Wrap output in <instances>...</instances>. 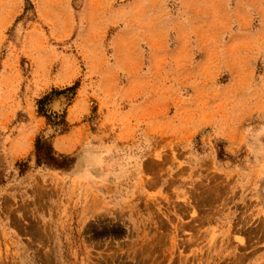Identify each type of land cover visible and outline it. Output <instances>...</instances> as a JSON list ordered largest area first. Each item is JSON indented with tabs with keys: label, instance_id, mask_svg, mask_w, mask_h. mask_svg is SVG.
Returning <instances> with one entry per match:
<instances>
[{
	"label": "rangeland",
	"instance_id": "obj_1",
	"mask_svg": "<svg viewBox=\"0 0 264 264\" xmlns=\"http://www.w3.org/2000/svg\"><path fill=\"white\" fill-rule=\"evenodd\" d=\"M0 264H264V0H0Z\"/></svg>",
	"mask_w": 264,
	"mask_h": 264
},
{
	"label": "trees",
	"instance_id": "obj_2",
	"mask_svg": "<svg viewBox=\"0 0 264 264\" xmlns=\"http://www.w3.org/2000/svg\"><path fill=\"white\" fill-rule=\"evenodd\" d=\"M76 86H77V83H75L74 85H72L68 89L73 90V89H75ZM47 100H48V95H45V96L38 99V101H37L38 113L45 116L47 118L48 122L54 126H60V125L66 126L65 121L63 119V115L59 116L61 118L59 121H53L51 119V117L49 116V114H47L45 112L43 105L46 103ZM60 130L62 133L66 130V128L62 127ZM35 148H36V155H37V162L38 163L45 162V163L49 164V163L57 160L52 153L51 145L49 143L43 141L42 139H40V138L36 139Z\"/></svg>",
	"mask_w": 264,
	"mask_h": 264
}]
</instances>
